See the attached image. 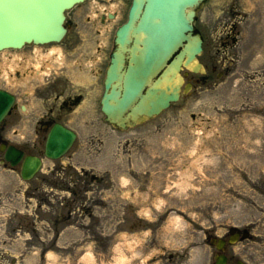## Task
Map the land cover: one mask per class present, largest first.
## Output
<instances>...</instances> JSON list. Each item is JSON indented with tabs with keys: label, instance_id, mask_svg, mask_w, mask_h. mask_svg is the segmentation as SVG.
<instances>
[{
	"label": "rangeland",
	"instance_id": "obj_1",
	"mask_svg": "<svg viewBox=\"0 0 264 264\" xmlns=\"http://www.w3.org/2000/svg\"><path fill=\"white\" fill-rule=\"evenodd\" d=\"M130 2L115 8L117 25ZM82 7L81 19L101 11ZM198 24L208 81L125 131L95 98L75 149L47 160L21 197L27 222L0 264H201L206 230L230 225L251 230L252 262L264 261V0H207ZM2 174L0 184L13 176Z\"/></svg>",
	"mask_w": 264,
	"mask_h": 264
},
{
	"label": "water",
	"instance_id": "obj_2",
	"mask_svg": "<svg viewBox=\"0 0 264 264\" xmlns=\"http://www.w3.org/2000/svg\"><path fill=\"white\" fill-rule=\"evenodd\" d=\"M82 0H0V48L20 46L25 41H45L60 39L63 35L64 9ZM147 1V3H146ZM134 0L129 20L120 27L117 33L118 45L113 55L112 65L107 79V89L113 83L118 69L127 72L123 80V96L119 100V108L114 107L110 100L113 90L107 94L104 110L111 121H119L129 108L131 119L140 113L152 114L176 99L179 87L171 81L179 70L183 57H195L200 51L196 37L191 44H186L183 52L178 55L164 70L161 78L148 89L143 90L153 80L158 70L165 67L168 58L189 38L186 31L193 18V7L200 0ZM144 7V12H142ZM190 7V11L186 9ZM188 15V17L186 16ZM171 76V77H170ZM166 84V88H163ZM161 90V96H155ZM13 96L0 91V118L9 108ZM121 116V117H120ZM73 133H67L63 139L55 130L51 133L47 152L59 156L65 151L73 139ZM11 158L15 161L21 152L11 150ZM39 160L25 163L24 173L30 175L38 167Z\"/></svg>",
	"mask_w": 264,
	"mask_h": 264
},
{
	"label": "bare ground",
	"instance_id": "obj_3",
	"mask_svg": "<svg viewBox=\"0 0 264 264\" xmlns=\"http://www.w3.org/2000/svg\"><path fill=\"white\" fill-rule=\"evenodd\" d=\"M116 7V4H113L112 5V7L111 8H115ZM39 47H41V46H39ZM9 49H7V50H3L2 51V56H3V59L4 58H10V60H9V62H8V60H0V69L2 70V71H5V74L6 75H8L9 73H8V70H9V68L10 67H12L11 65H12V63L14 62V61H16V60H18V61H22V60H25L24 59V56H22L23 55V53L21 54V55H19V54H15V53H11L10 51H8ZM43 51V52H42ZM56 54V53H58V54H61V51H60V49H57V47L56 46H53L52 45V47H51V49L50 50H43L42 49V47L40 48V49H38V48H35V56H36V58H37V60L38 61H41L42 59H45V58H48V57H50V54ZM6 56H8V57H6ZM13 61V62H12ZM25 61H27V60H25ZM39 64V63H38ZM8 76H10V75H8ZM172 83H176V82H179V78L178 77H175V78H173V80L171 81ZM127 258H125V255H123V257L121 256L120 258H119V260H120V263H123V264H128V263H130V261L129 260H126ZM126 260V261H125Z\"/></svg>",
	"mask_w": 264,
	"mask_h": 264
},
{
	"label": "flooded vegetation",
	"instance_id": "obj_4",
	"mask_svg": "<svg viewBox=\"0 0 264 264\" xmlns=\"http://www.w3.org/2000/svg\"><path fill=\"white\" fill-rule=\"evenodd\" d=\"M229 248V245L227 246V249Z\"/></svg>",
	"mask_w": 264,
	"mask_h": 264
}]
</instances>
